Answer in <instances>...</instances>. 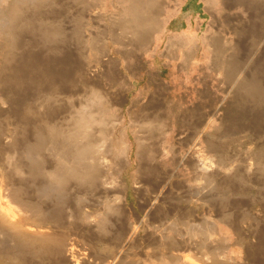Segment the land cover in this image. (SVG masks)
I'll return each mask as SVG.
<instances>
[{
    "label": "rangeland",
    "instance_id": "1",
    "mask_svg": "<svg viewBox=\"0 0 264 264\" xmlns=\"http://www.w3.org/2000/svg\"><path fill=\"white\" fill-rule=\"evenodd\" d=\"M48 1H49L50 5L54 4L53 8H55V10L54 9L53 10L55 11V14H53V15L55 17L53 19L58 20L60 23H62V25L69 32L72 31L74 18L76 20V17H77V23L74 26L75 30H77V31H75L74 33L78 34V31H79L78 28L81 30V32H79V34H78L79 35L78 37L80 40L78 41V39H77L78 37L77 36L75 37V35H77V34L72 35V34L68 33L67 34L68 36H66V37H70V38L69 39L67 38V40L64 42V44H65L64 49L65 50H63L62 52L65 51V53L63 55L61 51H58V52L53 51V49H51L52 47L49 50L48 48L50 47V45H48V47H46L47 45H45L43 47L42 43L41 44L39 43V39H38L39 36L37 34L31 35V33H28L27 31L24 33L22 32L23 30L21 31V33H23V34H21L22 35L21 40H23L25 38L24 41H27V39H28L29 43L31 42L30 43L31 45L29 43H27L28 41L27 42L23 41V43H26V46H25V44L23 46H19L17 44L15 47H18L17 49H19V50L14 49L15 53H16V54L14 53L15 54L14 57L20 56V61L23 62L24 58H25L24 57L25 53H27L25 55L27 58V59L26 58L25 59L27 61H29L28 59L30 57L34 56L33 53L35 55L38 53L39 57H41V59L43 61L47 59L46 60L47 62L44 61V63H43V61H38V63L41 62L40 63V65L42 64L41 66L38 63H36V64H38L37 65L38 68L41 67L43 69L42 70L40 68L41 69L40 70L38 68L36 69V67H37L36 64H34L35 65V67H34V65H32V64L29 65L30 63L28 64L29 67L27 68L28 65L25 64V63H27L26 60L24 61L25 63L24 62L21 63L20 61H19V63H17L18 62L17 60H19V58L18 59L16 58L15 63H17V65L20 66V68L22 67L21 68L22 70L19 68L21 71H24L23 70V68H24L25 70L29 69L31 74H34L35 72H37L38 74L36 73L34 75L37 78V75H39L41 72H42V74L46 75V73H48V71L53 72L54 68H56V71L59 70L61 67H63V68H61V70L59 72H56L54 70V73L56 72L57 74L59 73L58 75H60L58 78V81H57L58 83H52L55 86L51 85V84L48 85L49 87L46 86L45 87L46 90L42 91V93L39 89L36 88L37 86L35 87L34 85H32L31 86L32 88L31 87L28 88V85L30 86V84H27V86H25L23 83H21L22 82L21 80H19L20 81L19 83H20V85L23 84L25 86V88L23 86H20V87L16 86L17 88H20V89L16 90L14 87H13L14 88L13 89L12 86H11V88H9V86H8V87H4V88L0 89V96H1L0 97V133L2 136V138L0 136V158H1L0 159V172L4 166H5L4 168L7 170L11 169L12 165L15 163L16 156H19L21 154L19 150H21V147L23 144L22 142L24 140H26V138H27L26 135H28L27 133H25L23 131L24 122H22L20 120V118L16 117L17 116L16 115V107H17L16 102H20V98H21V102L19 103V105L21 107H23L26 105V103H28V101H31L32 99L34 101L36 99L37 101L40 100L42 102L41 99H43V96H41V95L42 94L44 95L49 91V92H54V94H53L54 98L58 97V95H59V97L61 99L58 97L59 98L58 102H61V106L67 107V106H69L70 103H72V102L75 103L76 99H77V102L81 101V99H79V98H83L84 94L86 96L88 94H91L90 96L88 95L90 97V99H89V97H85V99H83L81 102L83 103L85 101H88V100L91 101L92 100L91 102L93 104H95L94 107H91V109L93 108L95 111H97L96 115L98 116V120L95 121V123L97 124L99 121V118L100 117L103 118V116H104L105 118L100 119V122H102L104 119L107 121V119L109 118L108 119L109 121H107L109 126L108 125L107 126L108 127L111 126V127L108 129L114 128V129H112V131L109 130L111 132L108 131L109 134L107 133L106 139L103 142V146H102V148L105 147L104 149L107 148L106 150H108V148H110L108 150L109 152L104 151V149L102 150L103 151L102 155L104 156V160L106 159L105 160L106 163H104L105 161L102 162L103 168L105 171V177L103 179V182L106 184H104L103 182H102V184H103V188L105 191V195L108 194L107 195L108 198H110L111 195L113 196L115 194H120V193H122V195L125 196V202H123L122 206H121V207H123V209L120 207L122 209V212H124V214L121 212V209H118L119 210L118 212H120V215L117 211H116L117 214L116 213L113 214L114 212H112L111 215L114 216V218H113V216H111L112 219H115V221L118 219L119 221L117 220L115 222V224L113 221L111 222L114 227L112 225H110L111 223H109L110 228L112 227V228H115L117 230V227L118 228L121 227V229L123 230V233H124L121 237H123V242H125V244L123 242H120V240H122V238L120 236H116V234H114V233H113V235L116 237H113L112 234H111L112 236H110V235L105 236L104 235V236L99 237L100 239H96L98 242L94 241L95 239H93V241L95 243L91 240L92 238L78 237V238H83L85 240L89 239V241L91 243L93 242L92 244L95 247V248H93L92 244H90V242L88 243V241H84V243H83L82 242L83 239H79L77 244L75 243V249H76L75 252L76 253L78 252L77 253V254H79L78 257H81L80 261H82L83 256H84V258H85V256L87 258L89 257V260H94V259H90L91 256L94 255L92 251L96 252L95 251L97 249L96 246H98L99 244H100L98 246L99 248H101V247L103 248V246H105L104 247L105 249H108L109 247H111L112 249L114 248L115 250L113 249L112 250L113 252H115L118 248L120 249V247L122 245L124 246V247H122L124 250L128 249V248H132L133 246H135V244H142L144 246V240L139 239L146 234V231H148V225H149L145 221L146 220L145 217H147V215L143 211H141V209L139 207V206H142V205H140V203L144 202V205L146 203V206L144 207L145 210L150 209L151 207H153L152 209H154V206L156 207V205L160 206L158 209V213H159V211H161V213H159V214L160 215L162 214V217H163V218H161V216H160V218H161L159 220L161 223L160 225H162V222H163L164 223L163 225L165 227H167L166 225H168V227H169V228L167 227V229H166L167 230L166 232L169 231L166 234H169L171 236L172 235L182 236V238L181 237L180 238L183 239V241H184L185 245H183V246L185 248V252L187 254H189L190 257L192 255L191 258H194V257L197 258L199 256L197 259H200L201 256L204 258V255H205L204 252L206 250L204 252H200V250H201L200 248L204 247L202 245V240H204V241H207V239L209 241L213 240L214 242L213 241L212 242L214 245L217 243L215 241L217 239L214 238L216 235L214 233H212L211 231H209L205 227L204 220H203L204 217L205 216H211V217L218 219L217 213L219 214L221 209H222L221 212L223 213L225 211V210H223V208L226 209V211H228V213H226V211L224 213L230 215V212H231L230 216L227 215V216H229V217H227V220L231 219L230 220V221H232L231 225H232V223H234L233 225H235V226L237 225L238 227L236 226L237 230L236 229L234 230L233 225L231 228V225L228 224V222L230 223V221H228V222L224 221L223 222V221H220V219H218L219 234H220V237L222 239V242L220 241L221 240L220 239L219 242H221V243L218 242L217 243L218 245L216 244L215 247L219 246L221 248L220 249L219 247H217V249H220L221 251H218L216 249L219 253L218 256L221 255L223 258L226 259V262H227L226 263V262H224L225 260H223V262L221 264H223V263H225V264H255L254 262H256V261H258V262L261 261L260 263L264 264V254H263L264 252H262L261 254L259 253L257 255H254V253H252V251H251V249L253 248L252 246L255 243H257L256 242L257 239L254 236H250L251 234L249 235V233L251 232L252 229L260 228L259 227L260 224L258 225V223H257V225L254 224L253 227H250L253 221L251 222V218L248 217L249 216L248 213L249 214L253 213V214H251V217L252 218L254 217L253 220L257 219L259 221H262L264 218V211L260 209V200L258 202L253 201V202L247 203V204L244 202H241V204H240L241 206L234 207V208L232 207L233 209L231 208V206H228L229 204H233L232 202L231 203L229 202V204L225 205L226 208L224 206H222V208H221L223 201H222V204L219 206L221 200L218 199L216 202L214 200L216 198L215 196L217 193L215 191V189L218 190L222 187H223V190L227 189V191L225 190L226 191L225 195L229 194V196H232L231 199H233V197L235 199V197L238 195L240 196L238 199H240L241 197H244V199H247V200H252V198H256V197H257L256 199L264 198V196H263L264 195V192H263L264 191V183H263L264 182V174H263V172L259 171V168L257 167L258 165L255 163L256 162L255 157L252 155L253 150L257 148L256 145H260L259 140L260 141L262 140V139H259V137L257 135L260 134V135H262V138H264L263 137L264 136V131H263L264 130V123H263L264 122L263 121L264 120L263 119L264 118V106H263L264 103H263V105L261 104L262 105V107H261L260 104L255 105V103H256L255 101L253 104L252 100L250 98H248V100H246L245 103L248 102V104L250 105L252 102V104L250 106H248V104L246 105L245 103H242L240 105L241 102H239V98L236 95V93L234 92V90L230 91V89H234V87H233L234 83L232 84V82H231L232 79H228L226 76V73H227L226 71H229L230 73L232 72L234 74L237 72L236 70L238 69V67H242V65H241L242 62L243 61L246 62L245 59L247 58L248 55H250L249 49H251L250 52L252 51V49L253 50L258 49V51H256L257 54L255 53V55L259 54L258 57L262 55L258 59L264 64V55H263L264 54V40L262 41L263 43H261L262 45L254 44V41H253L254 38H252V35L250 32L251 31L250 27H257L258 26V27H260L259 29L262 28V30H263V26L261 25V23L264 24V16L262 15L264 12L262 14L260 12L264 11V5L262 4V6H261V7H263V10H262L261 7L255 8V6H258V5H253V3H251V2L249 3V5H248L249 8L247 9L246 6H244L240 2H237L236 0H162L163 2L161 1L162 5L160 6V11H161L160 19L162 22L161 31L154 32L151 35L152 38L149 39L148 44L141 47V45L138 46L139 44H135L134 43L135 41H133V42L129 41L127 39L128 35L126 33H125V36H122V35H124L123 34L124 31H122V30H124L123 29L124 25H121V23L118 21L120 18H122L120 16V14L123 13V11L125 10V7L132 0H130V1H128V0H51V1L48 0ZM52 2H54V3H52ZM262 2H264V0H262ZM14 3H15V0H0V25H1L0 26V29H1L0 30V81H1V78H5V77L7 78L6 73H7V75L9 74L8 75L9 77L13 72L15 73V71L12 72V71H9L10 69L7 70L5 68L7 70L6 71L4 69V63H3L6 57L11 56L10 55L11 52H9V50H10L9 42L3 36V32L6 29H7L6 32L8 31L9 25H7V24H9V23H6V22L9 21L10 15H6L4 13H7V12L10 13L9 9L14 5ZM56 4H58V5H56ZM62 4H64L63 7H62ZM257 8H259L260 10H256L255 12L252 11L253 9H257ZM253 13H255V15L257 14L258 16L256 15V17H255V15ZM252 15L254 16V20H253ZM261 16H262L263 20H262ZM53 19L51 17V20H53ZM250 21L254 25L251 24ZM116 22L119 24H117ZM247 23H249L250 27H248ZM76 26H78V27L76 28ZM4 28H6V29L4 30ZM82 28H83V31H82ZM112 31H114L115 35L118 34L117 37H120L121 39L123 38V41H121L122 44H121V42L115 43L113 41V40H115L116 37L114 36V34H112ZM248 31H249V34H248ZM246 32H247V34H246ZM27 33L30 35H28ZM93 34H95V35H93ZM111 34H112L113 38H112ZM4 35L7 38V36H6L7 33H5ZM23 35H25V36L27 35V36L25 37ZM245 35L247 37H244ZM31 36L33 39L29 38ZM71 36L72 37L74 36L76 41H78V42H76L78 44H76L75 42L74 43L70 42V39L72 38ZM90 36L92 37V39H90ZM209 36L219 38V40L216 38V42H214L215 45L213 44L212 41L209 40ZM22 37H24V38H22ZM36 39H38V40L36 41ZM72 40H74V39H72ZM170 40H172V41L177 40V41H180V43L178 45H175V46L172 45L171 46L169 44ZM89 41H91V42L93 41L94 46L96 44L97 46H99V48L96 46L94 47L91 42H90L91 44L89 43ZM95 41H97V42L95 43ZM183 41L185 43H183ZM234 41L236 42V44ZM237 41L240 42V46L242 49L239 48V50H238ZM243 41H245V42H243ZM21 42H18V43H20L22 45L23 43H21ZM35 43L37 45L38 44L39 45L37 46ZM174 43L175 42H173V44ZM242 43H244L243 47H242ZM36 46H37V48H36ZM191 46H193V47L190 48ZM34 48H35V50H34ZM96 48L98 50H95ZM74 49H76V50H74ZM20 50H23V51H20ZM77 50H79V51H77ZM243 50H244V52H243ZM19 52L21 54H23L22 56L24 58L21 57V54ZM185 52H187L189 54V58L186 61H185ZM242 52L245 54L247 53L246 56H245V54H242ZM81 54H82V56H81ZM239 54H241V57H243V58H241V61L238 62L237 64H235L232 68V65L229 61L236 58L237 55L239 56ZM28 55L30 57H27ZM74 56L76 57V59L79 62H77V63L74 62L75 61ZM256 57L254 56L255 60H256ZM21 59H23V60H21ZM48 59L51 61L53 60L52 61L53 63L55 61L56 64H54V65L56 67L52 66L53 65L52 62H50V63H52V65H49L50 63H48L49 62ZM242 59H243V61H242ZM69 60L71 61V63H70L71 65H68ZM255 60H253L252 63L249 64L250 67L258 66L257 64H258L259 60H256V61ZM212 61H213V63H212ZM43 64H44V66H43ZM73 64H74V66H73ZM247 64L245 63L244 65H246V67H247ZM46 65L50 66V68H49L50 70L48 69L49 66L47 67ZM58 65L60 66L59 69L57 68V67H59ZM249 65H248L247 69L250 68ZM30 66H32V67H30ZM262 66H264V65H262ZM44 67H46L48 71L45 70ZM66 67H67V69H66ZM71 67H72V70H70ZM51 68H52V70H51ZM62 69H64L65 72H63ZM29 70H27V71H29ZM43 71H44V73H43ZM45 71H47V72H45ZM233 71H236V72H233ZM24 72H26V71H24ZM30 72H27V73L30 74ZM63 73H64V75L66 73L65 80H63L64 79ZM2 74H5V75H3L4 77L3 76L1 77ZM61 75H62V77H61ZM263 75H264V72H263ZM34 76L30 75L29 77L32 78ZM39 77L41 78V76L39 75L37 80H41V79H39ZM235 77L236 76H234V78ZM36 78H33L31 80L34 81V79L36 80ZM31 80L29 82L33 83V82H31ZM42 80H43V78H42ZM230 82H231V84H230ZM37 83H39V82H37ZM160 84H161V86H159ZM229 84H230V87H229ZM64 85H66V86H64ZM60 86H62L63 88H61ZM56 87H58V88H56ZM50 89L53 91H50ZM61 89H62V91H61ZM59 90L61 93L59 92ZM23 92L26 94H23ZM91 92H93V94ZM35 93L36 94L39 93V95L41 94L40 98ZM100 93H101V95H100ZM13 94H15V96ZM22 94H23V96H22ZM33 94L36 97L38 96L39 99L36 97L32 98V96H34ZM66 94H68V95H66ZM29 96L31 97V99L29 98ZM94 96H96V97H94ZM152 96L154 98L156 97L155 100L153 98H151ZM234 96H235V98H234ZM74 97H76V99ZM27 98H29V100ZM94 98H98L97 102H96V99H94ZM72 99L75 101H73ZM157 99L158 100L160 99V100L157 101ZM249 99L251 101H249ZM33 100L31 101V104H34L35 106L39 107L41 102L39 101L40 103L38 102L39 103L38 104L37 101H35L38 104V105H36V103H32V102H34ZM8 101L11 102V105L13 102H15L14 105L16 107L13 105V107H15V108L12 107V109H11V107H10L11 105ZM235 101H236V103H235ZM100 102H101V104H100ZM154 102L156 104H151ZM157 102L160 106L157 104ZM22 103H24V104H22ZM78 103H80V102H78ZM82 103H80V104H82ZM149 103L151 106L149 105ZM233 104L235 106H233ZM244 104L247 107H245ZM144 105L146 106V108L148 106H150V108L152 106H154V107H152L151 108L152 110H151L149 107L146 109ZM237 105H238V107L240 106V109L244 108L243 110L241 109V111L239 109L240 113L238 111ZM253 105H255L257 107V110H256V107ZM104 106L106 109H104ZM156 106L158 107V110H156L157 109ZM258 106L260 107V109H258ZM249 107H250V109H249ZM40 108H42V107H40ZM154 108H156V109H154ZM245 108H246V110H245ZM42 109H44V108H42ZM142 109H143V111H142ZM235 109H236V113H235ZM102 110H103V112H102ZM146 110H148V111L146 112ZM154 110H156V111L154 112ZM250 110H252L251 111L252 114H250L251 113ZM13 111H15V112H13ZM104 111H106L105 112V113H107L106 115H105ZM144 111H145V113H144ZM152 111L154 113H152ZM157 111H159V112L156 113ZM242 111H244V112L242 113ZM65 113H62V112H60L58 114L56 113L57 115L55 114V120L60 119V120H56V121H60L59 123H61L62 122L61 120L63 119L62 116H65ZM100 113H102L104 115L102 116V114H101V116H100ZM224 113H225V115H224ZM237 113H239V114L237 115ZM62 114H64V115H62ZM248 114L252 117H250ZM253 114H254V116H253ZM146 115H147V118H146ZM241 115H242V118H241ZM245 115L247 117L249 116V119L246 118ZM108 116H110V117H108ZM232 116H234V117H232ZM235 116H236V119H235ZM15 117L17 119H15ZM59 117H62V119ZM152 117H154V119ZM155 117H159L158 120L159 119L160 120L158 121ZM185 117H187L188 119ZM224 117H225V121H224ZM226 117L228 119H226ZM230 117H231V121H230ZM239 117L242 120L244 118V120L242 121ZM190 118H191V120H190ZM232 118L234 119V122L237 120L238 123L236 122L237 124H235L234 122H232L233 121ZM261 119L263 122L261 121ZM189 120L191 123L189 122ZM256 120H258V121H256ZM33 121L34 122H33L32 126L33 125L34 126L39 125L38 122H35L38 120H33ZM250 121H252V122H250ZM39 122H40V120H39ZM186 122H187V124L188 123H190V124L187 125ZM225 122H226L227 126L230 125V127L233 124H235V125H233L234 128L233 127L230 128L231 133L232 132H234V133H232V134L230 133V129H229V127L226 126ZM240 122H242L245 126H243V124H241ZM41 123H42V121L40 122V124ZM260 123H261V125H260ZM247 124H248V126H247ZM254 124L256 125V127L253 128ZM238 125L239 126L241 125L242 127L241 126L240 127H241V129L243 128V130H241ZM34 126L32 128H30L31 133H33ZM225 127H226V129H223ZM244 129H245V131H244ZM226 131H228V132H226ZM17 132H18V134H17ZM223 132L226 133L225 136H224L225 133H223ZM142 133L144 134L145 137H149V138H145L144 136H142L143 135ZM13 134H14V136H13ZM147 134H149V135L147 136ZM238 134H239V136H237ZM31 135H29V136H31ZM150 135H152V136H150ZM10 136H11V138H10ZM203 136H204V138H203ZM219 136H221V138ZM234 136H235V139H238V138L239 139L238 140L233 139ZM14 137H18L19 140H17V143L21 144V147L19 149H15V151L13 150L14 149L13 146L16 144V142H12ZM136 137H138V138H136ZM143 137H144L145 141L148 142L147 144L149 145L148 162H150L151 165H153V170H152L153 172L151 171L152 174L150 173L151 175L149 174V177H150V179H154V180L157 179V181H155L156 184L159 181H161L157 185H158V188H159V186H160V188H161V186L163 188L165 187L164 189H165L166 193L161 191L162 195H160V193H158L159 191L153 192V194H152V192L149 190V186L142 181V177H140L141 174L137 169V158H136L137 147H138L137 146V144H138L137 139H140V138L142 139ZM206 138L207 139L210 138V140L215 139V140L219 141L220 143L223 142L221 144V146H222L221 150L222 151L221 150L213 151L212 149H209ZM109 139H110V141H109ZM148 139L150 140V142L148 141ZM244 139L247 142L242 141ZM106 140L109 141V145L106 144V143H108V141H106ZM231 141H233V142H231ZM104 143L107 145V147ZM12 144H13V146H12ZM234 144H235V147H234ZM10 148H13V149L11 150ZM246 148H248L249 150ZM238 151H239V153H238ZM48 152H50V151L47 150V153ZM104 152L108 153L106 158H105L106 154H104ZM222 152H224V155H222L223 154ZM240 152H241V154H240ZM246 152H247V154H246ZM236 154H237V156H236ZM250 156H252V157H250ZM122 157H124V158H122ZM236 157H237V159H236ZM225 158H227V159H225ZM241 158H243V159H241ZM198 159L204 161L205 163L207 162L206 166L208 167V169H210L208 171L209 173L211 171H213V169L216 167V165L223 166L222 169H219V171H222L223 169L229 170L225 167H231V170H229L231 172V175L227 174V175H229V177L228 176L226 177L225 173H223L224 175L221 173H218V178L225 177L226 181L231 180L233 177H230V176L235 175L234 169L237 167H240V169L242 168V170H240L242 173L239 176L241 177L242 174H243V176L241 177V179L238 176L239 180L236 179L238 182L236 180L232 181L233 179L231 180L232 183H235V185H236L235 187H234V184L229 185V183L228 184L226 183L225 185H223L224 182H222V184H221L219 182V179L218 180L216 179L219 182V185L220 184L223 185V186H218V183H216V181L214 179L210 180L209 178H206V176H203V178H200V177L197 178L198 174H196V173L200 169L198 167H196L195 168V170L197 171L196 172L195 170H193V168L189 162L198 163V161H199ZM249 161H251V162H249ZM218 162H221V163L219 164ZM252 162H254V163H252ZM4 163L6 165H4ZM225 163H226V165H225ZM240 163H243V164L240 165ZM244 163L248 166H246V165L243 166ZM250 163H252V166H254L256 164L254 166L255 168L254 167L251 168L252 170L250 168H248L250 166ZM104 164L107 165V166L105 165L106 168L104 167ZM242 166L244 168H246L245 170H247V169H249V170L245 171ZM154 169H155V172H154ZM208 172H206L205 175L209 176ZM232 172H233V174H232ZM153 173L157 174V175H154L155 178L151 177V176H153ZM210 174H212V173H210ZM204 178H206V179H204ZM4 182H6V181H4ZM206 182H207V184H206ZM214 184L215 185L217 184L216 185L217 188ZM110 187H112L113 189L111 188L112 189L111 190ZM224 187H225V189H224ZM212 188L214 190H212ZM30 189L31 188L29 187L28 191H30ZM143 191H145V192H143ZM140 192H141V194H140ZM226 193H228V194H226ZM164 194H166V195H164ZM232 194H234V195H232ZM257 195L260 198H258ZM140 196H142V197H140ZM161 196H163L164 198ZM210 196H213V198H211ZM166 197H167V199L168 198L170 199L172 197V200L171 199L169 200L171 203L168 201L167 202L164 201ZM175 197L180 198V199L184 198V199L182 201L180 200L181 201L180 202L179 199L177 200ZM206 197L207 198L209 197V200ZM159 198H161V199H159ZM173 198L175 200H173ZM211 199L214 200L217 207H215L216 205H215V203L213 204ZM227 201H229V200L224 201L225 202L224 204H226ZM230 201H232V200H230ZM149 202H151L153 206L152 205L150 206ZM153 202L155 205L153 204ZM174 203L180 204L177 206L180 209L177 207L173 208ZM147 204L149 206H147ZM242 204H244V205H242ZM245 204L247 206H245ZM242 206H244V207L242 208ZM124 209H127V211ZM214 209H217V210L215 211ZM180 210H182V211H180ZM231 210L232 211L234 210V212H232ZM239 210H242V211L239 212ZM245 211L247 212V214L245 215V218H244V217H242L243 216L242 212L244 213ZM184 213H185V215H184ZM234 213H235V215H234ZM179 214H181V216H183L184 219H182V217ZM123 215H125V216H123ZM116 216H118V217L116 218ZM121 216L127 217L128 219L122 218ZM164 216H165V218H164ZM119 217H121L123 220L120 219ZM240 217H241V219H240ZM165 219H166V221H165ZM179 219H182V220H179ZM121 220L123 222V225L121 223ZM130 221H132V222H135V221L141 222L142 221L141 223L139 222V224H138L139 227L141 228V230H139L138 232H135L133 230L134 227L130 224L131 223ZM174 221H176V222H174ZM200 222H202V224ZM173 224L176 227H173L172 226ZM193 224H195V225H193ZM128 225H129V227H128ZM202 225L207 230V232L205 233L206 234L205 238H204V235H202V236L198 235L202 229L205 230V228L202 227ZM172 227L174 230H170V229H172ZM177 229H179V230H177ZM112 230H113V232L116 231L114 229H112ZM239 230H240V233L238 232ZM173 231H175L176 233L174 232L173 234H171ZM78 232L79 233L81 232V235H82V233H84V232H82V230L81 231L78 230L76 233V234H78L77 236H81V235H79ZM241 232H242V235H241ZM209 233L212 236H214V235L215 236L212 238V236H210ZM85 234H84V236H86ZM91 234L92 235H90V233L87 232L88 236H94L95 237V234H93V233H91ZM200 234H202V233H200ZM129 235H131V237L133 239ZM139 236H141V237H139ZM156 236L158 237L159 235L156 234ZM190 236H191V238H190ZM111 237H113L114 240H116L118 238L119 241L118 240L113 241ZM128 237H129V239H128ZM200 237L202 240L198 239ZM207 237H209V238L211 237V238L209 239ZM186 238H188V240H186ZM108 239L109 240L111 239V241H109ZM189 239H191L192 242ZM101 240H103V241H101ZM125 240H130V241L127 242ZM193 240H194V242H193ZM196 240L198 241L199 244L197 243ZM199 240H201V241L199 242ZM99 241H100V243H99ZM211 241L209 242L210 245L212 244ZM81 242L83 243V245ZM85 242H86V244H85ZM103 242H104V244H103ZM105 242L108 244L111 242L112 243L115 242V243L114 244L111 243V245L110 244L106 245ZM87 243L89 244V246L87 245ZM120 243H121V246H120ZM195 243L200 248L198 246H196ZM101 244H102V246H101ZM213 244L211 245L212 249H214ZM85 245L88 246L89 249L91 246V249H90L91 251H88L89 249ZM226 245H228V246H226ZM76 246H78V247H76ZM106 246H108V247H106ZM193 246H194V248H193ZM224 246H226V247H224ZM83 247H85V251H84ZM196 247H198L199 249L198 248L196 249ZM111 248H109V250H111ZM135 248H137V247H135ZM77 249L79 251H77ZM204 249L205 248H202V250H204ZM79 252L84 254V255H81ZM87 252H89L90 254L88 253V255H86ZM201 253H203V254H201ZM194 255H198V256H194ZM222 257H220V258L223 259ZM255 257H257V258H255ZM92 258H95V255H94V257L92 256ZM36 260H37V258H36ZM38 261L39 262H37V264H43L44 263V262H40L42 260L38 259ZM144 261L147 262V259H144Z\"/></svg>",
    "mask_w": 264,
    "mask_h": 264
},
{
    "label": "bare ground",
    "instance_id": "2",
    "mask_svg": "<svg viewBox=\"0 0 264 264\" xmlns=\"http://www.w3.org/2000/svg\"><path fill=\"white\" fill-rule=\"evenodd\" d=\"M236 1L242 3L244 6L247 7V9L249 8L248 5H249L250 2L253 3V5H258V6H255V8L256 7H259L260 8L262 6V4L264 5V2H262V0H253V1L252 0H250V1L249 0H246V1L245 0H236ZM52 3H54V2H52ZM152 3L154 4L155 2H152L151 0H148V3L145 5V1H144V6L145 7H142V8H144V9H142L141 6H139V5H141V1L140 0H132L125 7V10L123 11V13L120 14V16L122 18H120L118 20L121 23V25H124V27L122 26L123 29H124V30H122V31H124L123 32L124 35H122V36H125V33H126L128 35L127 36V39L129 41H132V42L135 41L134 43L135 44H139L138 46H140L141 44H144V43H148L149 42V39H150L151 32L154 29L157 30V22H156V19H155L156 16L153 17V16L147 15L148 13L146 14V10H147L146 8H149V7L151 8V4ZM56 5H58V4H56ZM63 5L64 4H62V7H63ZM53 7H54V4L50 5L48 0H15V6L12 8V10H10L11 8L9 9L11 11L10 12L11 13L10 14V19H9V21L6 22V23H9V24H7V25H9L8 31L6 32L7 29L4 28V30L6 29L4 32L7 33V35H6L7 38L4 35L5 33L3 31L2 32H3L4 38L7 39L8 42H9V48H10L9 52H11V54H10L11 56L6 57L3 63H4V69L5 68L7 70L10 69L9 71H12V72L15 71V73L13 72L10 75V77L8 76L9 74L7 75V73H6L7 78L6 77L5 78H1V81H0V89H2L4 87H8V86H9V88H11V86H12V88L14 87L17 90V89H20V88H17L16 86H19V87L20 86H23L25 88V86H27V84H30V86L28 85V88L31 87L32 85H34L35 87L37 86L36 88L39 89L41 91V93H42V91L46 90L45 89L46 86H48L50 84L51 85H54L52 83H58L57 81H58V78H59L60 75H58L59 73L57 74L56 72H59L61 70V68H63V67L60 68V66L58 65L59 67H57V68L58 69L60 68V69L56 71V68H54V70L56 71L55 73H54V70H53V72H51V71H48L46 67H44V69L47 70L48 73H46V75H44L41 72L39 74L41 76V78L39 77V79H41V80H37L39 75H37V78H36V76H34L37 72H35L34 74H31V72H30L29 69H26L25 70L24 68H23V70L26 71V72L21 71L22 70L21 69L22 67L20 68V66L17 65V63H19V61H20V56L19 57H14V55L16 54L15 53V50L18 48V47H15L17 44L19 46H23L25 44V46H26V43H23V41H24L25 38L22 37L24 39L21 40V36H22L21 34H23L26 31L28 33H31V35L32 34L33 35L37 34L39 36V38H38L39 39V43L40 44L42 43L43 47L45 45H47L46 47H48V45H50V47L48 48L49 50H50L51 47H52L51 49H53V51H56V52H58V51H61L62 52L63 50H65L64 49V47H65L64 42L67 40V38L68 39L70 38V37H66V36H68L67 34L68 33H70L72 35L77 34V33H74L75 31H77V30H75V27H74L75 24L77 23V17H76V20L74 18V23H73L72 31L69 32L62 25V23H60L58 20L53 19L55 17L53 15V14H55V11H54L55 8H53ZM259 8L253 9L252 11L255 12L256 10H260ZM261 8L263 10V7H261ZM149 10L154 11V9H149ZM147 12H149V11H147ZM263 12L264 11H262L260 13L262 14ZM253 14L255 15V13H253ZM256 15H255V17H256ZM262 15L264 16V13ZM51 17H52L53 20H51ZM252 17H253V20H254V16L253 15H252ZM261 18H262V16H261ZM262 20H263V18H262ZM251 21H250V23H251ZM117 24H119V23H117ZM247 24H248V27H250L249 26V23H247ZM251 24H253V23H251ZM261 25L263 26V30H262V28L259 29L260 27H258V26L257 27H250L251 28V31L250 32H251L252 38H254L253 39L254 44L262 45L261 43H263L262 41L264 40V24L261 23ZM77 27L78 26H76V28ZM78 30H79L78 31V34H79V32H81V30L79 28H78ZM21 31L23 33H21ZM82 31H83V28H82ZM78 34L75 35V37L76 36L78 37L79 36ZM112 34H114V31H112ZM112 34H111V36H112ZM246 34H247V32H246ZM248 34H249V31H248ZM28 35H30V34H28ZM93 35H95V34H93ZM117 35L114 34V36L116 38L114 37L115 40H113V41L115 43H117V42L120 43L121 41H123V38L121 39L120 37H117ZM23 36H25V35H23ZM244 37H247V36L245 35ZM29 38H32V36L29 37ZM112 38H113V36H112ZM213 38L214 37L211 36V40ZM215 38H217V37H215ZM38 39H36V41ZM72 39H74V40H72ZM77 39H78V41L80 40L79 37ZM90 39H92L91 36H90ZM217 39L219 40V38H217ZM27 41H28V39H27ZM27 41H24V42H27ZM78 41H76V39L74 38V36L70 39V42H73V43L74 42L76 43ZM18 42H21L23 44L21 45ZM90 42L91 41H89V43ZM96 42L97 41H95V43ZM215 42H216V40H215ZM243 42H245V41H243ZM27 43H29V41ZM91 43L94 46L93 41ZM76 44H78V43H76ZM121 44H122V42H121ZM213 44H214V41H213ZM235 44H236V42H235ZM170 45L172 46L173 43H170ZM243 45H244V43H242V47H243ZM37 46H36V48H37ZM95 46L99 48V46H97L96 44H95ZM237 47H238V50H239V48H241L240 42H238V41H237ZM17 50H19V49H17ZM34 50H35V48H34ZM74 50H76V49H74ZM95 50H98V49L96 48ZM244 50H243V52H244ZM250 50L251 49H249L250 55H248L247 58L245 59L246 62L243 61V59H242V61H243L242 64H241L242 67H238V69L236 70L237 72L236 71H233V72H236V73L233 74L232 72L230 73L229 71H226L227 73L226 72L225 73H226V76H227L228 79H232V81H231L232 84L234 83V85H233L234 89H230V91L231 90H234V92L236 93V95L239 98V102H241L240 105L242 103H245V101L248 100V98H250L252 100L253 104H254V101H255L256 102L255 105L256 104H258V105L260 104V106L262 107V105L264 103V75H263L264 66H262V65H264V64L258 59L262 55L259 56V57H258L259 54L258 55H255V53H256V51H258V49L257 50H255V49L253 50L252 49L251 52H250ZM20 51H23V50H20ZM77 51H79V50H77ZM243 52H242V54H245ZM64 53H65V51L62 52L63 55H64ZM26 54L27 53H25V55ZM246 54H245V56H246ZM22 55L23 54H21V57H23ZM25 55H24V57L26 58ZM29 55L27 57H30L31 56V55L30 56ZM33 55H32L33 57H30L31 59L30 58L28 59L29 61L26 60L27 58L25 59L23 57L24 58V61L26 60L27 63H25L24 61L23 62L25 64H27V65L29 63H30L29 65H31V64L34 65V64L38 63V61H43L41 59V57H39L38 53L36 55L33 53ZM81 56H82V54H81ZM254 56L255 57L257 56L256 57V60H259V62L257 64L258 66L250 67L249 64L252 63L253 60H255ZM16 58L17 59L19 58V60H17L18 61L17 63H15V59ZM241 58H243V57H241V54H239V56L237 55L236 58H234L233 60L229 61L231 63V65H232V68H233V66L235 64H237L238 62L241 61ZM21 60H23V59H21ZM46 60H44V61H46ZM74 60H75L74 62H76V63L79 62L76 59V57H75ZM44 61H43V63H44ZM48 61H49L48 63H50L53 60L51 61V60L48 59ZM23 62H21V63H23ZM244 62L246 64L248 63L247 64V67L249 65L250 68L247 69L246 65H244L245 64ZM40 63L41 62H39L38 64L40 65ZM52 63H50L49 65H52ZM70 63H71V61L69 60L68 65H71ZM212 63H213V61H212ZM38 64H36V66ZM54 64H56L55 61H54V63H53L52 66H55ZM29 65L27 66V68L29 67ZM43 66H44V64H43ZM73 66H74V64H73ZM30 67H32V66H30ZM34 67H35V65H34ZM37 68H38V66L36 67V69ZM40 68H38V69H40ZM49 68H50V66L48 67V69ZM66 69H67V67H66ZM27 70H29V71H27ZM51 70H52V68H51ZM62 70H63V72H65L64 69H62ZM70 70H72V67H71ZM47 71H45V72H47ZM27 72H30V74L27 73ZM43 73H44V71H43ZM3 75H5V74H2L1 77ZM30 75L31 76L33 75L34 77L31 78V77H29ZM63 75H64V73H63ZM65 75H66V73H65ZM65 75H64V79L63 80H65V77H66ZM234 76H236V77L234 78ZM61 77H62V75H61ZM33 78H36V80L34 79V81H32L31 79H33ZM42 78H43V80H42ZM19 80H21L22 81L21 83H23L25 86L23 84L20 85V83H19L20 81ZM30 80L33 83H30L29 82ZM37 82H39V83H37ZM231 82H230V84H231ZM230 84H229V87H230ZM64 86H66V85H64ZM159 86H161V84ZM60 87L63 88L62 86H60ZM56 88H58V87H56ZM51 89H50V91H53ZM61 91H62V89H61ZM59 92H60V90H59ZM91 93L93 94V92H91ZM23 94H26V93L23 92ZM23 94H22V96H23ZM53 94H54V92H49V91L46 94H44V95L43 94L42 95L40 94L41 96H43V99H41L42 102L40 100L37 101L35 99V101H37V103L39 101L41 102V104H40L39 107L35 106L34 104H31V101L33 99L31 101H28V103L29 102L30 103L29 104L26 103V105L23 106V107H21L19 105V103L21 102V98H20V102H16L17 103V105H16L17 107L14 105L15 102H13L12 105H11V102L8 101L10 103V105H11L10 106L11 109H12L13 105L16 107V115H17L16 117L20 118V120L22 122H24L23 131L25 133H27L28 135H26V137H27L26 140H24L22 142L23 143L22 144V147H21V144L17 143V140H19V138L18 137H14V139L12 140V142H16V144L14 146L12 144V146L14 147V149L13 148H10V149L11 150L13 149L15 151V149H19L21 147V150H19L21 154L19 156H16L15 163L12 165V167H11L10 170L5 169L4 168L5 166H4L2 168V170H1V172H0V264H37V262H39L38 259L39 260H42L40 262H44L43 264H46V263L47 264L48 263L49 264H221L223 262V260H225L224 262H226V259L225 258H223L221 255L218 256V254H219L218 251H221L220 250L221 248L219 246H217V247L220 248V249H217V247H215V245L221 239L220 234H219L218 219H220V221H223V222L224 221H226V222L230 221L231 219L227 220V217H229L231 215V212H230V215L229 214H226V213H228V211H226V209L223 208V210H225L226 213H224L225 212L224 211L223 212L224 214H223L221 212L222 209H221L220 212L218 211L219 212V214L217 213L218 219H216L214 217H211V216H205L204 217V219H203L204 220V225H205V227L209 231H211L212 233H214L216 235L215 236L213 234L215 236L214 237V236H212L209 233V235L212 236V238L214 237L215 239H217V240L214 239L217 243L215 242L216 244L214 245L213 244L214 241L212 240L213 241L212 242L210 240L211 243L214 245V247L212 246L214 249H212L211 248V245L212 244L210 245V243H209L210 241L208 239H207V241H204V240L201 239V237L198 238V239H201L202 240V245L204 246L202 248H205V249L202 250V248H200L198 245H196V243H195V245L198 246L202 250V251L200 250V252H204L206 250L205 251L206 253L204 252V254H205L204 255V258L201 256L202 258L200 257V259H197L199 257L198 255H194V256H198L197 258H195L194 256H193L194 258H191L192 255L190 257V255L185 252V248L183 246L185 244H184L183 239H181L182 236H177V235H175V236L172 235L171 236L169 234H166V233L169 232V231L166 232L167 231L166 229H167L168 225H166L167 227H165L163 225L164 223L162 222V225H163L162 226V225H160L161 223L159 221L161 218H163L162 217V214L161 215L159 214V213H161V211H159V213H158V209H159L160 206L159 205H156V207L154 206V209H152L153 207H151V208L149 207L150 209L145 210L144 207L146 206V203L144 205V202L143 203H140V205H142V206H139L140 209H141V211H143L147 215V217H145V219H146L145 221L149 224L148 225V231H146V234L144 236L142 235L143 237L139 236V237H141L139 239L144 240V246L142 244H135V246H133L132 248H128V249H125L124 250L122 248L124 246L123 245L121 246V243H120V246H121L120 249L118 248L115 252H113L112 250L114 248L112 249L111 247H109V248H111V250H109V248L108 249H105L104 248L105 246H103L104 249L102 247H101L102 248L101 249V248L98 247L100 245L99 244L98 246H96L97 247V249L95 250L96 252L92 251L93 254L95 255V258H92V256L94 257V255H92L90 259H94V260H89V257L87 258L85 256V258H84V256H83L82 257L83 258L82 261H80L81 257H78V255H79V254H77L78 252L77 253L75 252V250H76L75 249V243L77 244V242L79 241V239H83V238H78V237H86V238L89 237V238H92L91 239L92 241H93V239H95L94 241H97L96 239H100L99 237L104 236V235L105 236H108V235L112 236L113 233H114V234H116V236H120L121 237L124 234L123 233V230L121 229V227H119L120 229L117 227V230H116L115 228H112V227L110 228V225L113 226V224L111 222L113 221L114 224H115V222L118 220L117 219L115 221V219H112L111 216H113V215H111V213L114 212L113 214H115L116 211L117 212L119 211L118 209H121V208L123 209V207H121V206H122V203L125 202V196H123L122 193H120V194H115L113 196L111 195V197L108 198V196H107L108 194L106 193L107 195H105V191H104L103 184H102L103 179L105 177V171H104L102 162L106 160V159L104 160V156L102 155L103 154V151L102 150L105 147L102 148V146H103V142L106 139V136H107L108 131L109 130L112 131V129H114V128L108 129V128L111 127V126L108 127L109 125H108V122L107 121H109L108 120L109 118L107 119V121L104 119L105 121L104 120L103 121L101 120L102 122H100V119L105 118L103 116L104 114L100 113V116L102 114L103 118H101V117L99 118V121H98V123L100 122L99 124L98 123L97 124L95 123V121L98 120V116L96 115L97 114V111H95L93 108L92 109L94 111L91 109V107H94L95 104H93L91 102L92 100L91 101L88 100V101H85L83 103L81 102L83 99H85V97H89L91 94H88L89 96L88 95L86 96L84 94L83 95V98H79V99H81V101H78V102H80L82 104L78 103L76 97H74L76 99V102L77 103L76 102L75 103L72 102V103L69 104V106H67L68 105L67 104L66 105L67 107L61 106V102H58L59 101V98H60L59 95H58L59 98L58 97L54 98ZM13 95L15 96V94H13ZM36 95H38L39 98H40L39 93H37ZM66 95H68V94H66ZM100 95H101V93H100ZM38 96L36 97L34 95V96H32V98L33 97L38 98ZM94 97H96V96H94ZM29 98L31 99L30 96H29ZM29 98H27V99L29 100ZM151 98H153L155 100L156 97L154 98L152 96ZM234 98H235V96H234ZM89 99H90V97H89ZM94 99H96V102H97L98 98H94ZM250 99H249V101H251ZM159 100L157 99V101H159ZM35 101L32 102V103H36ZM73 101H75V100H73ZM236 101H235V103H236ZM252 102H251V104H252ZM37 103H36V105L39 104V103L38 104ZM22 104H24V103H22ZM100 104H101V102H100ZM151 104H156V103L154 102V103H151ZM157 104H158V102H157ZM245 104L247 105L248 102L245 103ZM245 104H244V106H245ZM149 105H150V103H149ZM250 105L248 104V106H250ZM255 105H253V106H255ZM150 106H148V107L150 108ZM157 106H156L157 109L156 108H154V109L158 110V107ZM233 106H235V105L233 104ZM15 107H13V108H15ZM40 107H42L44 109H42ZM152 107H154V106H152ZM245 107H247V106H245ZM145 108H146V106H145ZM237 108H238V111H239L240 106L238 107V105H237ZM104 109H106L105 106H104ZM241 109L243 110L244 108H241ZM241 109H240V111H241ZM249 109H250V107H249ZM258 109H260L259 106H258ZM156 110H154V112ZM245 110H246V108H245ZM256 110H257V107H256ZM142 111H143V109H142ZM147 111L148 110H146V112ZM240 111H239V113H240ZM244 111H242V113ZM251 111L252 110H250V112ZM13 112H15V111H13ZM60 112H62V113H65L66 112L65 113V116H62L63 119H62V117H59V118L62 119L61 120L62 121L61 123H59L60 121H56V120H60V119H56L55 120V114L56 113L58 114ZM102 112H103V110H102ZM105 112L106 111H104V113ZM154 112L152 111V113H154ZM158 112L159 111H157L156 113H158ZM144 113H145V111H144ZM235 113H236V109H235ZM239 113H237V115ZM106 114L107 113H105V115ZM250 114H252V112ZM62 115H64V114H62ZM224 115H225V113H224ZM249 116L247 117L245 115V117L248 118V119H249ZM253 116H254V114H253ZM16 117H15V119H17ZM108 117H110V116H108ZM232 117H234V116H232ZM250 117H252V116H250ZM146 118H147V115H146ZM152 118L154 119V117H152ZM155 118L158 120L159 117H155ZM185 118H187V117H185ZM241 118H242V115H241ZM226 119H228V118L226 117ZM235 119H236V116H235ZM33 120H38V121H35V122H38L39 125H36L34 123L36 126L33 125L34 126V130H33V133H31L30 128L33 127L32 126V124L34 122ZM39 120H40V122L42 121L41 124H40ZM190 120H191V118H190ZM190 120H189V122H190ZM243 120H244V118H243ZM224 121H225V117H224ZM230 121H231V117H230ZM256 121H258V120H256ZM261 121H262V119H261ZM232 122H234V119H233ZM236 122L238 123L237 120L234 123L237 124ZM250 122H252V121H250ZM190 123H188V124H190ZM240 123L243 124L242 122H240ZM186 124H187V122H186ZM225 124H226V122H225ZM235 124H233V125H235ZM233 125L231 127H233ZM260 125H261V123H260ZM226 126H227V124H226ZM243 126H245V125L243 124ZM247 126H248V124H247ZM227 127H229V129L231 128L230 125L227 126ZM241 127H240V129H241ZM254 127H256L255 124H254L253 128ZM223 129H226V127L223 128ZM241 130H243V128ZM111 131H109V132H111ZM244 131H245V129H244ZM226 132H228V131H226ZM223 133H225V132H223ZM230 133H231V129H230ZM232 133H234V132H232ZM17 134H18V132H17ZM239 134L237 136H239ZM29 135H31V136H29ZM148 135L149 134H147V136ZM225 135H226V133L224 134V136ZM0 136H1V133H0ZM13 136H14V134H13ZM142 136H144V134ZM150 136H152V135H150ZM204 136H203V138H204ZM221 136H219V137L221 138ZM257 136L259 137V139H262V140L261 141L259 140L260 143L259 142L258 143L260 145H256L257 148L254 149L253 150V154L252 153L251 154L255 157V160H256L255 163L258 165L257 167L259 168V171L263 172V174H264V140H263L264 138H262V135H260V134L257 135ZM144 137L142 139L141 138L140 139H137L138 140V144H137L138 147H137V153H136L137 169H138V171L141 174V175L140 174L139 175H140V177H142V181L149 186V190L152 192V194H153V192H158L159 191L158 193H160V195H162L161 194V191L164 192V193H166L165 192V189H164L165 187L163 188L161 186V188H162L161 189L160 186L158 188V185H157L161 181H159L156 184L155 181H157V179L154 180V179H150V177H149V174L153 170V165H151V163L148 162V158H149V155H148V153H149V145L147 144L148 142L145 141ZM1 138H2V136H1ZM10 138H11V136H10ZM136 138H138V137H136ZM145 138H149V137H145ZM233 139H235V136H234ZM238 139H235V140H238ZM106 141H108V140H106ZM109 141H110V139H109ZM109 141L106 144L109 145ZM148 141L150 142L149 139H148ZM242 141H246V140L244 139ZM231 142H233V141H231ZM207 143H208V146H209L208 148L209 149H212L213 151H218V150H221V148H222L221 144L223 142L220 143L219 141H217L215 139H211L210 140V138H208L207 139ZM106 147H107V145H106ZM234 147H235V144H234ZM106 149H104V151H108L110 148H108V150H106ZM246 149H248V148H246ZM47 150H49L50 152L47 153ZM222 153H223L222 155H224V152H222ZM238 153H239V151H238ZM104 154H106L105 155V158H106V156L108 155V153L107 152L106 153L104 152ZM240 154H241V152H240ZM246 154H247V152H246ZM236 156H237V154H236ZM250 157H252V156H250ZM122 158H124V157H122ZM225 159H227V158H225ZM236 159H237V157H236ZM241 159H243V158H241ZM249 162H251V161H249ZM104 163H106V161ZM189 163L192 166L193 170H195L196 167H198L200 169V170L197 169L198 172L195 170L197 172L196 174H198L197 175V178H199V177L200 178H203V176H206V178H209L210 180L211 179L212 180L214 179L216 181V183H218V186H223L226 183L227 184L229 183V185L230 184H234V187H235L236 186L235 183H232L231 180L232 179H233L232 181H235L236 179L239 180L238 176L242 173L240 171V170H242V168L241 169H240V167L235 168L234 169L235 175L234 176L233 175L230 176V177H233V178L232 179L230 178L231 180H229L230 181L229 182V181H226L225 177H221L220 176L221 178H218V173H221V174L225 173L226 177L227 176L229 177V175H231V172L229 171V170H231V167H225L224 166L225 168H227L229 170H224L223 169L222 171H219V169H222L223 166L216 165V167L213 169V171L210 172L212 174H210L208 172L210 169H208V167L206 166V163L207 162L205 163L204 161L199 160L198 163H192V162H189ZM218 163L220 164L221 162H218ZM252 163H254V162H252ZM252 163H250V166L248 168L251 169L252 167H254L256 165L255 164L254 166H252ZM242 164L243 163H240V165H242ZM4 165H6V164L4 163ZM105 165L106 164H104V167H105ZM225 165H226V163H225ZM245 165L246 164L244 163L243 166H245ZM246 166H248V165H246ZM245 169L246 168H244V170ZM247 170H249V169H247ZM247 170H245V171H247ZM154 172H155V169H154ZM206 172L209 173V176L205 175ZM227 174H229V175H227ZM232 174H233V172H232ZM154 175H157V174H154L153 173V176H151V177H154ZM242 176H243V174H242ZM241 177H240V179H241ZM206 178H204V179H206ZM216 179L217 180L219 179V182L221 184H222V182H224V184L223 185H221V184L219 185V182ZM4 181H6V182H4ZM104 184H106V183H104ZM206 184H207V182H206ZM29 187L31 188L30 191H28V188ZM111 188L112 187H110V189ZM216 188H217V186H216ZM224 189H225V187H224ZM212 190H214V189L212 188ZM225 190L227 191V189H225ZM225 190H223V187L220 188V189H218V190L215 189V191L218 194L216 193V196L215 197L217 199L215 198L214 200H215V202L218 199L221 200L219 206L222 204V201H223V204L221 205V208H222V206L225 207V205L229 204V202L230 203L232 202L233 204H229L228 206H231V208L232 207L234 208V207L241 206L240 205L241 202H244V203L247 204V203H251L253 201H257L258 202L260 200V209L264 211V198H262V199H256L257 198L256 197V198H252V200H247V199H244V197H241L240 199H238L240 197L238 195V196L235 197V199H234V197H233V199H231L232 196H229L228 193H226L228 195H225V192H226ZM143 192H145V191H143ZM140 194H141V192H140ZM164 195H166V194H164ZM232 195H234V194H232ZM259 196H258V198H260ZM140 197H142V196H140ZM161 197H163V196H161ZM172 197L170 198L171 200H172ZM210 197L213 198V196H210ZM175 198L177 200L179 199V201L180 200L182 201L184 199V198L180 199L181 197L180 198L175 197ZM159 199H161V198H159ZM170 199L169 198L167 199V197H166L164 201L165 202H167V201L170 202L169 201ZM207 199L209 200V197ZM173 200H175V199L173 198ZM214 200L211 199V201L213 202V204L215 203ZM226 200H229V201H227L226 204H224L225 203L224 201H226ZM230 200H232V201H230ZM149 203H150V206H151L152 203L151 202H149ZM153 204H154V202H153ZM246 204H245V206H247ZM178 205H180V204L174 203L173 208H176ZM215 205H216V203H215ZM242 205H244V204H242ZM147 206H149V205L147 204ZM215 207H217V205ZM243 207L244 206H242V208ZM177 208H179V207H177ZM122 209H121V212H122ZM124 210L127 211V209H124ZM214 210L216 211L217 209H214ZM180 211H182V210H180ZM241 211L242 210H239V212H241ZM232 212H234V210ZM118 213L120 215V212H118ZM122 213L124 214V212H122ZM242 214H243L242 217L245 218V215L247 214V212L246 211L244 213L242 212ZM251 214H253V213H251ZM251 214L248 213V215H249L248 217L251 218V222L253 221L250 227H253L254 224L257 225V223H258V225L260 224L259 225L260 228H258V229H252L251 232L249 231L250 232L249 235L251 234L250 236H254L257 239V241H256L257 243H255L252 246L253 248L251 249L252 253H254V255H257L259 253L261 254L262 252H264V218H263L262 221H259L257 219L253 220L254 217L252 218L251 217ZM179 215L181 216V214H179ZM184 215H185V213H184ZM227 215H229V216H227ZM234 215H235V213H234ZM123 216H125V215H123ZM160 216H161V218H160ZM117 217L118 216H116V218ZM121 217H119V218L120 219L127 218V217H122V218ZM181 217H182V219H184L183 216H181ZM113 218H114V216H113ZM164 218H165V216H164ZM182 219H179V220H182ZM240 219H241V217H240ZM122 220H121V223L123 225ZM165 221H166V219H165ZM130 222H131L130 224L134 227L133 230L135 232H138L139 230H141V228L138 225L140 221H138V222H136V221L135 222L130 221ZM174 222H176V221H174ZM231 222L232 221H230V223L228 222V224L231 225ZM109 223H111V224L109 225ZM200 223L202 224V222H200ZM233 224L234 223H232V225ZM193 225H195V224H193ZM232 225H231V228H232ZM172 226L173 227H176V226H174V224ZM234 226L235 225H233L234 230L235 229L237 230V227L238 226L236 225L237 226V227L235 226L236 228ZM128 227H129V225H128ZM173 227L170 230H174ZM202 227H204V226L202 225ZM206 228H205V230L202 229L199 232L198 235H200V236L204 235V238H205L206 237L205 236L206 235L205 233L207 232ZM112 229H114L116 231L113 232ZM76 230L77 231L78 230L79 231L82 230V232H84V233H82L83 236L81 235V232L80 233L78 232L79 235H81V236H77L78 234H76L77 233ZM177 230H179V229H177ZM87 232L90 233V235H92L91 233L95 234V237L94 236H88L87 235ZM174 232L175 231H173L171 234H173ZM238 232L240 233V230ZM200 233H202V234H200ZM84 234L86 236H84ZM156 234H158L159 236L157 237ZM241 235H242V232H241ZM116 236L113 235V237H116ZM129 236L131 237V235H129ZM113 237H111L113 241L118 240V238L116 240H114ZM121 238H122V240H120V242H123V237H121ZM190 238H191V236H190ZM207 238H209V237H207ZM128 239H129V237H128ZM186 240H188V238H186ZM189 240L192 242L191 239H189ZM201 240H199V242ZM84 241H88V243L90 242L89 239H87V240L83 239L82 242L84 243ZM101 241H103V240H101ZM109 241H111V239ZM125 241L128 242L130 240H125ZM220 241L222 242V239ZM193 242H194V240H193ZM221 242H219V243H221ZM83 243H82V245H83ZM88 243H87V245L89 246ZM92 243L90 242V244H92ZM99 243H100V241H99ZM111 243H109V244L111 245ZM114 243H112V244H114ZM123 243L125 244V242H123ZM197 243H198V241H197ZM85 244H86V242H85ZM103 244H104V242H103ZM105 244L107 245L108 243L105 242ZM88 246H86V247L88 248ZM101 246H102V244H101ZM226 246H228V245H226ZM226 246H224V247H226ZM76 247H78V246H76ZM92 247L95 248L93 246V244H92ZM106 247H108V246H106ZM135 247H137V248H135ZM198 247H196V249ZM83 248H84V251H85V247H83ZM193 248H194V246H193ZM78 249H77V251H79ZM90 249H91V246H90ZM90 249L88 251H91ZM88 253L89 252H87L86 255H88ZM80 254L81 255H84L82 253H80ZM201 254H203V253H201ZM220 257H222L223 259H221ZM36 258H37V260H36ZM255 258H257V257H255ZM144 259H147V262L144 261ZM260 262L256 261L254 263L255 264L256 263L259 264ZM223 264H225V263H223ZM260 264H262V263H260Z\"/></svg>",
    "mask_w": 264,
    "mask_h": 264
},
{
    "label": "crops",
    "instance_id": "3",
    "mask_svg": "<svg viewBox=\"0 0 264 264\" xmlns=\"http://www.w3.org/2000/svg\"><path fill=\"white\" fill-rule=\"evenodd\" d=\"M129 1V0H128ZM141 1V5H139V6H141V8L142 7H145L144 6V1H145V5L148 3V0L146 1V0H140ZM152 2H155L154 4L152 3L151 4V8L149 7V8H146L147 10H146V14L147 15H149V16H156L155 17V19H156V22H157V30L156 29H154L152 32H151V34H150V39L152 38V34L154 33V32H158V31H161V27H162V22H161V19H160V16H161V11H160V6L162 5V3H161V1L162 0H151ZM15 6V3H14V5L11 7V9L10 10H12V8ZM147 7V6H146ZM142 9H144V8H142ZM149 9H154V11H152V10H149ZM156 9V10H155ZM145 11V10H144ZM147 11H149V12H147ZM11 12V11H10ZM4 14H7V15H10L11 13H4ZM159 22V23H158ZM209 40L210 41H214L215 42V40H216V38L214 37L212 40H211V36L209 37ZM173 42H175L173 45L175 46V45H178L179 43H180V41H177V40H174V41H172V40H170L169 41V44L170 43H173ZM183 43H185L184 41H183ZM182 43V44H183ZM146 44H148V43H144V44H141V47H143V46H145ZM193 46H191L190 48H192ZM189 58V55H188V53L187 52H185V61L187 60V59Z\"/></svg>",
    "mask_w": 264,
    "mask_h": 264
}]
</instances>
